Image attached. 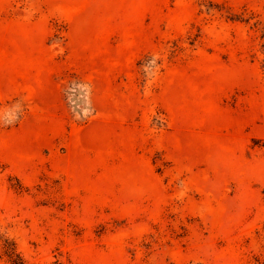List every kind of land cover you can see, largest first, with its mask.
Returning <instances> with one entry per match:
<instances>
[{
	"label": "rangeland",
	"instance_id": "1",
	"mask_svg": "<svg viewBox=\"0 0 264 264\" xmlns=\"http://www.w3.org/2000/svg\"><path fill=\"white\" fill-rule=\"evenodd\" d=\"M0 264H264V0H0Z\"/></svg>",
	"mask_w": 264,
	"mask_h": 264
},
{
	"label": "trees",
	"instance_id": "2",
	"mask_svg": "<svg viewBox=\"0 0 264 264\" xmlns=\"http://www.w3.org/2000/svg\"><path fill=\"white\" fill-rule=\"evenodd\" d=\"M8 255L11 256V255H13V253L12 252H9Z\"/></svg>",
	"mask_w": 264,
	"mask_h": 264
}]
</instances>
